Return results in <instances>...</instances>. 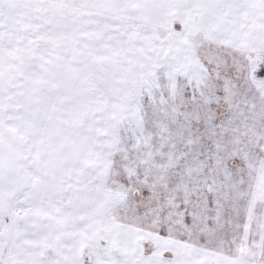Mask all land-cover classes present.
Returning a JSON list of instances; mask_svg holds the SVG:
<instances>
[{"label": "snow or ice", "instance_id": "1", "mask_svg": "<svg viewBox=\"0 0 264 264\" xmlns=\"http://www.w3.org/2000/svg\"><path fill=\"white\" fill-rule=\"evenodd\" d=\"M0 264H264V0H0Z\"/></svg>", "mask_w": 264, "mask_h": 264}]
</instances>
